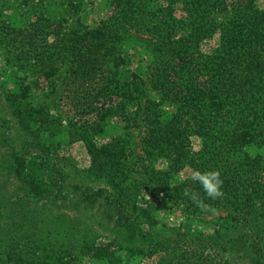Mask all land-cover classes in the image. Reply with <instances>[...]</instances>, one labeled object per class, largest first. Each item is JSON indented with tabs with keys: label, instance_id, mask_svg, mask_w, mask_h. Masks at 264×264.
Here are the masks:
<instances>
[{
	"label": "trees",
	"instance_id": "obj_1",
	"mask_svg": "<svg viewBox=\"0 0 264 264\" xmlns=\"http://www.w3.org/2000/svg\"><path fill=\"white\" fill-rule=\"evenodd\" d=\"M104 1L109 12L94 25L80 17L66 27L68 30L59 23L63 18H47L45 24L57 28L54 48L59 56L68 58L76 93L85 94L88 87L96 90L84 102L77 99L76 104L94 109L99 94L109 100L119 95L117 108L107 109L104 117L118 115L124 120L123 127L141 129V158H161L167 163L164 169L150 166L142 174L147 185L164 191L172 203L186 205V209L227 207L247 221L248 215L256 214L257 202L264 204V160L249 152L251 147H264V8L257 0ZM81 3L66 0L76 12ZM45 26L34 22L16 29L13 44L19 34L26 33L20 38H27L26 52H37L38 37ZM131 30L147 36L145 51L150 61L143 70H131L129 78L121 81L116 72L130 63L125 46ZM10 94V104L20 107L22 117L33 118L41 110L25 107L20 95ZM193 137L199 140L197 150H193ZM38 145L48 153L42 148L44 144ZM88 149L91 168L110 182L113 191L107 195V190L95 189L86 192L82 201L105 199L113 211L114 227L125 228L131 219L127 209L136 202V195L125 192L121 185L128 178L126 163L121 160L129 156L95 144ZM12 156L9 169L21 188L56 185L38 172L48 168L47 158ZM187 167L218 169L224 196L211 200L199 184L189 179L173 181ZM186 187L199 192L208 207H198L186 197ZM0 198L1 206L7 196ZM4 213L0 209V216ZM253 235L250 264H263L264 225ZM194 245L192 249L173 246L170 251L186 259L185 264H198L203 248ZM12 249L6 248L3 263L64 264L53 250L33 256L17 252L9 257Z\"/></svg>",
	"mask_w": 264,
	"mask_h": 264
},
{
	"label": "rangeland",
	"instance_id": "obj_2",
	"mask_svg": "<svg viewBox=\"0 0 264 264\" xmlns=\"http://www.w3.org/2000/svg\"><path fill=\"white\" fill-rule=\"evenodd\" d=\"M81 1L76 12L66 0H0V196H7L0 206L5 211L0 216V264H5L8 246L13 247L9 257L17 252L33 256L47 249L64 264H185L186 259L170 249H192L194 243L203 248L198 264H250L253 234L264 225L262 201L247 221L227 207L193 211L172 203L164 191L147 185L142 175L150 166L164 169L167 163L141 158V129L123 127L118 115H103L110 107L115 110L121 97L109 100L99 94L94 109L76 104L96 90L88 87L85 94L76 93L68 58L54 48L57 28L45 24L47 18H63L59 23L68 30L78 17L94 25L109 12L104 0ZM256 3L264 8V0ZM34 22L45 27L37 52L28 54L27 38L20 40L27 34H19L15 44L13 37L16 29ZM129 35L125 50L130 63L116 72L121 81L150 61L147 36L132 30ZM10 93L20 95L25 107L41 110L33 118L22 117L20 107L10 104ZM38 144H44L48 153ZM90 144L129 156L121 160L128 170L121 185L136 195V202L127 209L131 219L125 228L114 227L113 211L105 199L82 201L86 192L95 189L107 190V195L113 191L110 182L91 168ZM192 144L197 150L198 138L193 137ZM249 152L264 160V147H251ZM12 153L47 158L48 168L38 172L56 185L21 188L9 169ZM192 171L184 168L173 181L190 177Z\"/></svg>",
	"mask_w": 264,
	"mask_h": 264
},
{
	"label": "clouds",
	"instance_id": "obj_3",
	"mask_svg": "<svg viewBox=\"0 0 264 264\" xmlns=\"http://www.w3.org/2000/svg\"><path fill=\"white\" fill-rule=\"evenodd\" d=\"M184 179H189L192 182L199 184L204 195L211 200L222 198L224 196V191L222 187L224 181L218 169H194L190 177H181V180ZM184 195L188 197L198 207H208L199 192L186 187L184 189Z\"/></svg>",
	"mask_w": 264,
	"mask_h": 264
}]
</instances>
